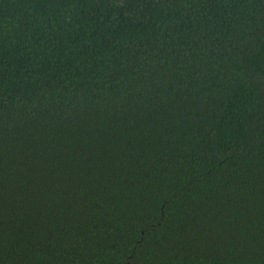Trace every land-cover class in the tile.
<instances>
[{"label":"trees","instance_id":"1","mask_svg":"<svg viewBox=\"0 0 264 264\" xmlns=\"http://www.w3.org/2000/svg\"><path fill=\"white\" fill-rule=\"evenodd\" d=\"M0 264H264V0H0Z\"/></svg>","mask_w":264,"mask_h":264}]
</instances>
